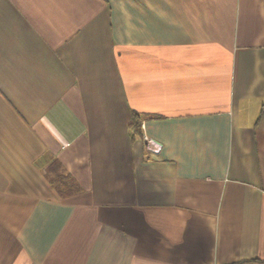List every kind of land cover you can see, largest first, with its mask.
Here are the masks:
<instances>
[{"label": "crops", "instance_id": "crops-1", "mask_svg": "<svg viewBox=\"0 0 264 264\" xmlns=\"http://www.w3.org/2000/svg\"><path fill=\"white\" fill-rule=\"evenodd\" d=\"M0 264H264V0H0Z\"/></svg>", "mask_w": 264, "mask_h": 264}, {"label": "built area", "instance_id": "built-area-1", "mask_svg": "<svg viewBox=\"0 0 264 264\" xmlns=\"http://www.w3.org/2000/svg\"><path fill=\"white\" fill-rule=\"evenodd\" d=\"M144 141L146 143V150L151 154H157L161 150V146L155 141L148 139L144 136Z\"/></svg>", "mask_w": 264, "mask_h": 264}]
</instances>
